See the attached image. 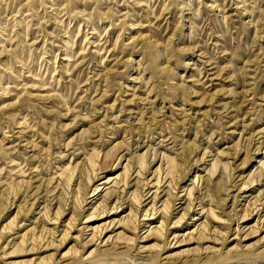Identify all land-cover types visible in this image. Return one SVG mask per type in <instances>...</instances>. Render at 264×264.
<instances>
[{
  "label": "rangeland",
  "instance_id": "obj_1",
  "mask_svg": "<svg viewBox=\"0 0 264 264\" xmlns=\"http://www.w3.org/2000/svg\"><path fill=\"white\" fill-rule=\"evenodd\" d=\"M0 264H264V0H0Z\"/></svg>",
  "mask_w": 264,
  "mask_h": 264
}]
</instances>
